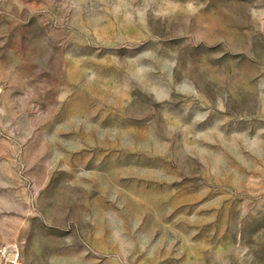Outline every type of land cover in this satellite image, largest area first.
Wrapping results in <instances>:
<instances>
[{"label":"rangeland","instance_id":"obj_1","mask_svg":"<svg viewBox=\"0 0 264 264\" xmlns=\"http://www.w3.org/2000/svg\"><path fill=\"white\" fill-rule=\"evenodd\" d=\"M0 264H264V0H0Z\"/></svg>","mask_w":264,"mask_h":264}]
</instances>
